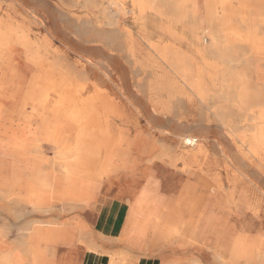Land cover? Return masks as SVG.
<instances>
[{
    "label": "rangeland",
    "instance_id": "1",
    "mask_svg": "<svg viewBox=\"0 0 264 264\" xmlns=\"http://www.w3.org/2000/svg\"><path fill=\"white\" fill-rule=\"evenodd\" d=\"M194 1L195 19H179L183 0L166 2L162 13L141 12L132 0H0V20L13 33L0 58V184L13 177L27 184L34 170L62 173L64 161H74L57 157L38 139L39 111L31 104L24 107L31 122L15 116L17 135L4 133L7 114L36 77L62 78L81 88L64 110L88 128L90 116L102 113L106 136L124 143L121 153L112 150L99 180H84L90 204L116 192L128 209L139 200L136 232L149 240L141 250L116 239L101 249L90 204L71 206L63 185L45 205L9 191L0 195V264H28V257L78 264V257L93 251L90 245L107 254L109 264H264V141L253 140V134L264 136V122L256 111L239 113L233 85L238 73L250 92L264 89V57L253 59L258 54L252 43L264 41V0H218L210 21L202 0ZM58 100L51 97L52 106ZM62 132L47 118L39 136L50 141ZM183 138L196 143L188 147ZM9 140L23 149L7 147ZM90 169L98 170L94 164ZM127 180L134 199L124 190ZM174 210L181 214L182 233L152 239L155 224Z\"/></svg>",
    "mask_w": 264,
    "mask_h": 264
},
{
    "label": "bare ground",
    "instance_id": "2",
    "mask_svg": "<svg viewBox=\"0 0 264 264\" xmlns=\"http://www.w3.org/2000/svg\"><path fill=\"white\" fill-rule=\"evenodd\" d=\"M168 1L171 0H164L163 2H158L157 0H132V3L135 8H137L141 12H144L145 10L149 9L155 13H162L164 7L166 6V2ZM238 2H240V0ZM214 5L215 8L212 7L211 0H202L200 7L206 12L205 20L210 21L212 19L213 10H215L216 12L218 11V6L220 5V2L216 0L214 1ZM178 10L179 19L187 18L188 16L192 19H195L194 16L195 14H197L198 7L194 0H183L182 6ZM103 23L104 22H102V24ZM12 34L13 33L11 32V30L8 29V27L4 26V24H2V21L0 20V58L6 51L10 49ZM210 39L211 45L214 46V41L212 40L211 36ZM243 41L248 45L251 44L250 41ZM252 43L255 44V51L258 54L255 56L253 55V59L255 60L264 57V55H261L262 53H264V41H253ZM23 45L25 46V43ZM216 51L217 53L220 52L218 46L216 47ZM134 55H132V57ZM219 57L220 61L223 60L232 63V61L228 58L226 60L220 55ZM34 63L36 65V61H34ZM217 65L219 68L222 66V63H220V65L212 64V67L215 69L217 68ZM53 78L54 77H52L50 74L46 73L34 79V88L30 89L29 93L27 95H24L21 101L17 102L14 110L12 109L11 112L7 114V124L5 125L6 127L4 130L6 133L13 130V122L15 121V116L18 121L22 120L27 123L31 122V118L26 116V114L24 113V107L28 104H31L35 107V111H39V114L36 115V121H39L36 125V127L38 128V139L49 144V146L55 150L57 157L68 158L69 156H74L75 159L72 163L64 161V170L61 171L62 173L50 172L48 174L46 173L47 175L42 176V173L39 170H34L32 177H30L27 184L20 178L14 177L12 182V189L9 194L26 202L34 201L35 205H45V202L49 197L48 195H52L54 193V190L59 189L60 186L63 185L64 190L62 197L64 195L63 198H66L65 200L70 201L71 206H80L84 208L91 203L92 199L90 192L88 191L89 189L87 186V182H85L84 180H87L86 178H90L96 181L99 180L100 174L104 171L106 164L110 160L112 150H120L124 143L121 139L113 137L109 138L108 136H106L108 129H104L103 127L102 123L105 119L102 113H93L90 116V118L92 119V125L90 128H88L87 126L81 125L80 117L78 119V117H75L68 111L64 110V107L67 103H74L76 101V95L79 92V89L81 88L72 87V84L66 83V81H64L62 78ZM233 83L234 89L237 92L236 96H238L239 104L237 105V108L239 109V113L241 115H249L250 113H252L253 115V113L256 111V118H259L261 119V121L264 122V89L258 90L257 93L250 92V89L247 86L248 83L246 82V80H244V78L240 77L238 73L234 74ZM53 96H57L59 98L56 107L52 106L51 103V97ZM100 107L102 108L103 106ZM47 118L50 120V122L57 123L59 127L63 128L62 134L59 136L52 137L50 141H48L46 137L39 136L44 120ZM106 122L107 120H105V123ZM14 130H16V128ZM259 131L264 134V126H262ZM253 138L256 144H258L260 140L264 141V136H254L253 134ZM186 140V138H183L182 143H185ZM119 153H121V150L119 151ZM181 157L183 160L185 159L184 155H182ZM178 161H180V159ZM59 164L60 162H57V165ZM93 164L95 167L97 166V172H91L90 166ZM204 171L205 170H203V172ZM125 184L126 185L124 190L132 199H134L136 192L132 190L131 183L129 182V180H127ZM22 192L24 193L23 197ZM0 195L3 196V193H0ZM138 201L139 200L133 203H129V210L125 225L122 229L120 236L116 239V241H118L124 246L128 244L127 246L131 248L141 250L147 247V242L149 240H145L146 235L144 233H141L140 231L138 233L136 232L135 218L139 216L141 208L140 202ZM94 208H96L95 205ZM171 212L172 213L170 215H166L165 217H163V219L161 218L157 224H155L154 229L151 233L152 239H167L172 236L173 232L182 233L184 225H181V219L179 218L181 214L177 210ZM88 249L98 251L91 245L88 246ZM3 264H10V262L5 260ZM21 264H24L23 259L21 260Z\"/></svg>",
    "mask_w": 264,
    "mask_h": 264
},
{
    "label": "crops",
    "instance_id": "3",
    "mask_svg": "<svg viewBox=\"0 0 264 264\" xmlns=\"http://www.w3.org/2000/svg\"><path fill=\"white\" fill-rule=\"evenodd\" d=\"M14 132L15 130L5 133L4 130L6 136L17 135ZM20 134H22L21 129L19 130L18 136ZM17 142L18 141L9 140L6 143V146L12 149L22 150L23 149L22 145L21 144L16 145ZM13 178L10 179L6 184H2V183L0 184V193H6L11 191ZM3 186H6V188H4ZM122 195L123 193L121 192L103 195L101 196L100 200L98 199V201H95L92 205L90 204V206L87 209L88 212L91 211L90 213H93L94 216L93 229L94 232L96 233L97 238H99V240H101L102 242L98 244L101 247V249L104 248L106 249L108 246H110V244H112V241L120 236L122 229L125 225L129 209L127 204L128 202L125 201ZM94 205L96 208H94ZM23 250H24V255L27 256L28 255L27 248L25 249L23 246ZM26 260L28 264H42L37 262L32 257L31 258L28 257V259L26 258ZM77 261L78 264H109L107 254L101 253V251H85L80 258L78 257ZM137 264H140V261Z\"/></svg>",
    "mask_w": 264,
    "mask_h": 264
},
{
    "label": "built area",
    "instance_id": "4",
    "mask_svg": "<svg viewBox=\"0 0 264 264\" xmlns=\"http://www.w3.org/2000/svg\"><path fill=\"white\" fill-rule=\"evenodd\" d=\"M195 143H196V140L189 138L186 140L185 145L188 147H192L195 145Z\"/></svg>",
    "mask_w": 264,
    "mask_h": 264
}]
</instances>
